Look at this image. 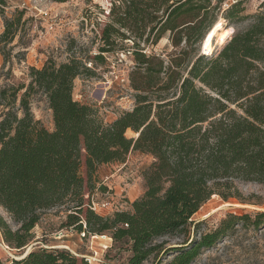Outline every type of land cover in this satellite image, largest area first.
<instances>
[{"label":"trees","instance_id":"16d2710c","mask_svg":"<svg viewBox=\"0 0 264 264\" xmlns=\"http://www.w3.org/2000/svg\"><path fill=\"white\" fill-rule=\"evenodd\" d=\"M241 1L223 9L228 19L239 16ZM121 2L123 11L113 5V20L102 31L107 45L113 44V36L126 39L121 30L125 29L145 43L154 36L153 44L169 31L178 47L183 41H198L211 0ZM260 14L249 28L218 41L223 48L216 54L210 44L221 29L212 30L213 24L201 42L212 30L205 39L209 52L187 70H183L187 50L169 66L156 56L133 51L138 64L132 77L137 105L112 123H104L91 106L74 99L75 79L93 72L78 59L59 65L49 61L42 69H31L32 80L20 102L22 116L8 106L24 86L1 89L8 110L0 121V205L18 225L13 229L0 215L1 240L11 248L25 249L41 212L67 202L74 203L75 211L69 223L84 236L109 232L114 242L129 243L127 264H142L162 251L173 256L167 264H191L239 222L261 226L264 211L230 213L216 229L204 233L199 231L203 221L192 219L215 194L225 200L239 197L237 181L264 183V10ZM22 15L6 19L0 43L14 40ZM146 29L150 30L145 37ZM110 50L102 47L94 58L102 59ZM37 91L47 95L52 131L32 113L30 97ZM128 129L139 135L127 136ZM132 150L154 158L144 173L146 189L130 211L102 216L91 208L94 190L107 189L97 185L98 168L125 162ZM165 236L185 240L166 248L154 244ZM0 264L5 262L0 259ZM10 264L89 263L65 249L34 247Z\"/></svg>","mask_w":264,"mask_h":264},{"label":"rangeland","instance_id":"374dc122","mask_svg":"<svg viewBox=\"0 0 264 264\" xmlns=\"http://www.w3.org/2000/svg\"><path fill=\"white\" fill-rule=\"evenodd\" d=\"M115 1L118 0H5V4H0V36L5 31L6 19H17L23 12L19 25L15 24L17 30L14 40L0 43V90L24 86L18 92L16 102L8 107L23 115L20 102L32 80L33 67L42 69L49 61L59 65L78 59L93 72L81 74L75 79L74 99L91 106L104 123H112L137 105L138 91L133 87L132 77L138 64L133 51L139 49L148 56H156L169 66L171 60L183 57L181 52L187 50L189 55L183 66V70H187L198 56L209 52L205 49V39L213 29L227 30L229 40L234 33L255 23L261 15L260 10H264V0H242L239 16L228 19L223 9L237 0H211L210 11L200 25L201 36L198 41H183L176 47L173 33L168 31L158 43H151L154 36L150 43H145L144 39L121 29L127 38L113 36V44L107 45L102 40V31L113 20V5H118L114 6L119 8L117 11L124 9L121 0ZM201 14L198 20L203 17V12ZM213 24L214 27L201 43L202 36ZM149 30L146 29L145 37ZM210 45L213 54L223 48L222 43L218 42L217 33ZM102 47L111 50L103 53L102 59L96 60L94 57L101 53ZM162 77H165L164 74ZM198 86L201 84L198 83ZM173 92H176V88ZM0 101L3 102L1 95ZM3 103L0 105V121L3 112L8 110L7 102ZM30 105L35 119L48 130H54L53 111L49 107L47 95L42 91L34 92L30 97ZM136 135L132 130L127 133L129 137ZM153 161L151 155L132 150L123 163L101 165L96 175L97 185L102 183L107 189L104 192L96 189L91 195L100 204L105 201L110 204L98 208L96 212L110 216L119 210L130 211V200L140 197L146 189L144 173ZM236 186L239 197L225 200L215 194L193 216L194 221H203L199 227L200 233L216 229L230 213L243 215L264 211V183L237 181ZM73 205L67 202L43 210L38 224L32 230V241L21 251L9 247L0 238V259L10 264L11 259L22 257L34 247H46L65 249L79 259L85 257L93 260L91 264H127L131 254L129 243L114 242L109 232L99 236H84L69 223V215L75 213ZM0 215L13 229L17 228L12 216L1 205ZM184 240V236H165L157 238L154 244L163 243L166 248L180 245ZM172 258V255L162 251L151 255L142 264H167ZM191 264H264V223L255 227L239 222L213 247L203 249Z\"/></svg>","mask_w":264,"mask_h":264},{"label":"built area","instance_id":"2783aa9c","mask_svg":"<svg viewBox=\"0 0 264 264\" xmlns=\"http://www.w3.org/2000/svg\"><path fill=\"white\" fill-rule=\"evenodd\" d=\"M109 204H110V202H108V201L102 202V203L100 204V203H98V201L92 199L91 208H92L93 210L97 211L98 208H100V207H107ZM86 260H87L90 264L93 262V260L88 259V258H86Z\"/></svg>","mask_w":264,"mask_h":264},{"label":"bare ground","instance_id":"6f19581e","mask_svg":"<svg viewBox=\"0 0 264 264\" xmlns=\"http://www.w3.org/2000/svg\"><path fill=\"white\" fill-rule=\"evenodd\" d=\"M217 35H218V41H222L223 39H225L227 37V30H220L217 32ZM128 131H130V129L127 130V133ZM260 207V206H259ZM263 207V206H261ZM99 236V235H97ZM107 236V235H106ZM103 237V236H102ZM107 238V237H106ZM106 240V239H105Z\"/></svg>","mask_w":264,"mask_h":264},{"label":"water","instance_id":"95a60500","mask_svg":"<svg viewBox=\"0 0 264 264\" xmlns=\"http://www.w3.org/2000/svg\"><path fill=\"white\" fill-rule=\"evenodd\" d=\"M139 134H137L136 135V137L138 136ZM30 252V250L29 251H27L22 257H20V258H16V259H21V258H24L25 256H27V254Z\"/></svg>","mask_w":264,"mask_h":264},{"label":"crops","instance_id":"0c3cea01","mask_svg":"<svg viewBox=\"0 0 264 264\" xmlns=\"http://www.w3.org/2000/svg\"><path fill=\"white\" fill-rule=\"evenodd\" d=\"M137 198H139V196H138V197H136L135 199H137ZM135 199H131V200H130V202H133Z\"/></svg>","mask_w":264,"mask_h":264}]
</instances>
